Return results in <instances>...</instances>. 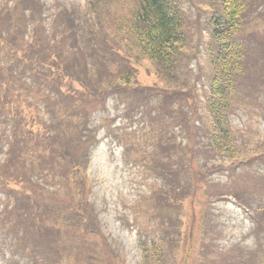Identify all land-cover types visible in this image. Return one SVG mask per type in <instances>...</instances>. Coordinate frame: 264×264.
I'll return each instance as SVG.
<instances>
[{
    "label": "rangeland",
    "instance_id": "374dc122",
    "mask_svg": "<svg viewBox=\"0 0 264 264\" xmlns=\"http://www.w3.org/2000/svg\"><path fill=\"white\" fill-rule=\"evenodd\" d=\"M4 1L0 0V8L3 7L0 70L10 83H13L11 73L18 78L17 82L26 79L28 85L32 84L24 96L25 104H33L27 101L35 98L38 87L47 85L52 75L48 65L38 61L33 62L32 69L27 67L29 73L25 76L18 67L9 71L10 64L18 59L15 51L25 35V42L30 43L35 42L36 33L42 32L45 46L51 43L54 26L51 18L61 21L60 11L68 8V11L75 9L73 20L68 22L71 27L74 22L88 28L95 24L109 25L103 31L107 34L105 38L112 41L109 30L113 18L121 16L126 6L128 9L131 6L121 0H100L95 8H90L92 0H40L12 12ZM184 2L185 9H194L193 4L188 2L186 7L187 0ZM246 4L247 21L241 35L239 32V39L246 45L242 51L247 64L245 70L242 68L243 78L238 82V93L229 115L235 161L222 155L211 157L209 132L214 119L209 112L208 92L213 71L201 46L204 42L206 48L211 34H198L195 30L188 43L191 56L196 55V64H192L195 71L192 75H179V81L189 83L193 90L191 99L195 96L185 103L191 118L190 134L178 130L176 125L180 121L176 123L175 118H184V115L172 111L171 107L166 106L163 116H151L147 112L145 117L136 114L133 118L136 110H151L156 99L126 88L119 97L108 93L101 101H82V114L68 128H61V132L65 130L62 138L65 146L60 163L51 156L54 168L49 169L48 161L40 163L43 156L36 160V153L30 159L33 163L26 164L21 156L4 165L3 152L9 148V142L6 135L0 136V173L4 174L7 169L10 175H4V179L12 184L0 185V264H27L28 259L33 260L31 264H37L36 258L39 264H44L48 257L55 259L56 256L63 264H143L142 243L148 240V234L162 248L170 245L174 249L179 242L183 244L182 249H177L178 245L169 258L163 256L160 249L158 254L163 260L150 257L151 264H195V257L196 261L202 257L201 260L215 259L220 264H264V35L260 32V28L264 30V15H259L263 12L264 0H246ZM199 8L207 14L201 19L206 25L211 12L207 5L201 4ZM95 9L97 11L91 12ZM53 10L57 15L54 16ZM194 19L198 20L197 13ZM201 32L206 31L201 29ZM118 37L128 41L124 33ZM124 41L117 38L114 43L105 41L104 44L114 57L110 65L115 76L112 80L134 67L136 74L132 84L163 94L167 88L158 81L152 64L141 61L134 47H123ZM58 51L59 63H74L64 51ZM78 56L82 57V63L76 69L89 67L90 63L82 55H75ZM47 90L45 88L40 96L46 95ZM4 96L0 93V98ZM0 106L3 112L0 126L5 122L0 131L2 128L6 133L15 130L21 136L23 127L17 123L18 120L23 123L21 114L11 115L7 113L11 106ZM39 118L41 122V112ZM31 119L35 123V117ZM157 129H162L163 141L175 148L162 156L159 164L145 157L153 149L150 143L155 145L156 138L160 139ZM41 139L39 136L37 145L43 143ZM59 151L61 148L57 154ZM255 158H259L260 163L251 167L245 165ZM39 163L41 167L37 166ZM56 163L61 165L58 171ZM214 164L222 170L216 171ZM52 172L64 178L55 181ZM17 201L22 202L18 220L13 216L16 213L4 214V208L8 209V205ZM37 216H45L47 223H37ZM89 216L95 218L92 226ZM215 222L217 225L211 230ZM26 228L30 230L25 232ZM45 232L55 243L42 247ZM191 245L196 252L188 256L187 246Z\"/></svg>",
    "mask_w": 264,
    "mask_h": 264
},
{
    "label": "trees",
    "instance_id": "16d2710c",
    "mask_svg": "<svg viewBox=\"0 0 264 264\" xmlns=\"http://www.w3.org/2000/svg\"><path fill=\"white\" fill-rule=\"evenodd\" d=\"M99 1L100 0H93L90 4V8H95L94 6H96ZM121 1L126 3L129 2L131 6L129 9V6H126L127 9L121 16L113 18V25L109 30L111 38L113 39L112 41L105 38L107 37V34H104L103 31L105 29L104 27L107 28L109 25L104 26L101 24H95V27L88 28L86 25L77 23L79 27L75 28L76 33L73 35L72 47H80L81 41L90 39L88 40V49L85 48L86 53L76 52L72 57L71 53L69 54V59L71 62H74L71 65H64L63 63L58 62V54L60 51H58L59 46L56 35H54L55 44L48 43L46 47L42 46L41 51V48L36 45V50L34 52L40 51L38 53V60L47 56L44 61L50 60L48 64L52 67V73L54 72L59 75L57 81L64 78L61 82L64 84L57 85L58 83H56L38 87V91L35 94L37 100L32 99L27 101H32L33 104L25 101L28 105L34 106L29 107L23 100L24 96L27 94L24 93V89L28 86H32V84L28 85L26 79H21L17 82L18 78L11 75V73L10 77L13 80V83H9V81L6 80V75L0 70L1 92H4L5 96H11L12 94L15 96L12 100L2 99L0 103L8 106L11 105V107L7 109V113L11 115L21 114L20 119L23 120L22 123L20 120L16 119L18 120V125L23 127V134L21 136L19 134L17 136L15 131H9L10 133L7 137V141L10 138L9 149L5 153L6 166H8L13 160H18L21 156L24 157V162H26V164L29 162L33 163L34 160L30 159H33L34 156L38 154L36 160H40L43 156L40 163L48 161V165H50L49 169L54 168V163H51V156L57 159V162L60 163L59 159H62L60 158L61 152L64 151L62 150V147L65 146L62 144L65 130L61 132V128H68L69 125L73 123L74 119L82 114V101L90 100V102H93L94 99L101 101L108 93H111L114 97H119L121 95L120 92L126 90V88L130 91H138L147 94L148 96H146V98L151 96V98L156 99L155 105L151 110H136L133 114V118L136 117V114L145 117L147 112L150 113L151 116H159L165 113L166 106L167 108L171 107L172 111L183 113L184 115V118H175L176 123L180 121L176 125L178 130L190 134L189 122L191 118L190 114L188 115L187 108H185V103H188L189 100L195 99V96L193 95L191 99L193 90L188 86L189 83L179 81V75L182 73L191 75V72L188 71L190 70L189 59L194 58L196 55L191 56L192 53L189 52L191 47H188L190 46L188 43L190 37L194 36V34L191 33H195V30H198L197 33L200 34L202 33L201 29H205V31L208 29L211 34L210 40L212 42L210 43V47H208V52L211 56L214 54V57L212 56L211 60L213 67L216 68V73L211 82V90L208 92L209 112L214 119V125L210 128L209 132L210 144L208 146L210 147V152L212 154L211 157L216 154L218 157L222 155L229 160L235 161L233 134L229 122V115L235 104L233 97L237 89V83L240 76H242V64H247L243 60V55L241 54V48H243V46L238 45L241 44L238 40L239 32L241 31L240 34H242L244 29L241 28L247 21L246 0H187L186 7L189 2L191 5L193 4L194 9H185V0ZM201 4L207 5L211 12V18H209V22L206 23V25L201 22L202 17L207 16V14L199 8L201 7ZM19 7L14 6L11 11L16 12L20 9ZM74 11L75 9L68 11V20L74 16L72 15ZM95 11H97V9L92 10L91 12ZM196 13L198 20L194 19ZM261 14L264 15V6L263 12H259V15ZM114 26L115 29L112 28ZM260 32L264 35L263 28H260ZM120 33H124L129 42L118 37V34ZM67 38L68 37H64L62 43H64ZM117 38L121 42L125 40L124 42H126V44L122 45L123 47H134L136 53L141 56V61L147 60L152 64L157 72L158 81L164 84L167 88L163 94L145 88L140 89L135 84H132L131 81L133 75L136 74L134 71L136 69L134 67L132 68L133 70L130 69L124 75L121 74V76L112 80L115 76L110 65H112L111 60L114 61V57L111 52L112 50L109 51L110 48H106L107 45L104 47V44L105 41L107 43H114V40ZM28 52L30 51L28 50L23 53L27 54ZM119 53L122 54L121 49ZM75 55H82L83 59L86 60L87 63H90L89 67L86 68L85 66L80 70L76 69L77 65L82 63V57H75ZM33 62L34 61H30L28 64L25 57H20L16 62L11 63L8 69L9 71H13L17 67L21 68L20 72L23 73L21 75L25 76V73L28 72L27 67L30 69L34 67ZM123 66H125V64H123ZM14 80H16V82H14ZM45 88L48 89L47 94L40 96ZM252 94L253 90L250 91L249 95L251 96ZM241 95H244L243 98H246L244 92H242ZM253 97H255V94ZM132 103H129L130 107H132ZM122 104L120 106H122ZM127 107L129 106L127 105ZM153 108H155L154 114L152 113ZM39 110L42 113L41 122L39 118ZM0 114H3L1 110ZM57 115H59V117H57ZM33 117H35V123L32 122L31 118ZM137 119L140 120V118ZM4 123L5 122H2L1 124ZM190 127H192V125ZM157 130L160 139L158 140L156 138L155 145L150 143L151 148L153 149L145 157L151 158L150 161L154 159V162L159 164V160H161L160 158L162 156L164 158L175 148L171 143L163 141V135L161 134V132H163L162 129ZM39 136L42 138L41 140L43 143L37 145ZM55 145H58V149L61 148V151H59L58 154L56 152L58 149H55ZM30 150L32 151L30 152ZM44 157H47L48 160H45ZM40 163L37 165L38 167H41ZM58 163H56L55 167L57 171L61 166ZM214 166L217 167L215 168L216 171L221 169L219 166H216V164H214ZM3 175H10L8 174L7 169L4 170ZM57 176H59L57 172L56 174H52L55 181L58 179L61 181V178L63 179V177L58 178ZM30 195L31 193H28V196ZM162 198L166 199L164 196ZM21 203L22 202L17 201L13 206L8 205L9 210L5 207L4 213L6 215L13 213L19 214ZM42 221L43 220H41V223ZM256 222L257 223L255 224L258 227L260 225V220L257 218ZM216 225L215 222L211 230L215 229ZM30 228H27L26 232H28ZM47 234L48 232L43 233V235ZM38 240L40 241L42 238L39 236ZM50 242L55 243L54 238L47 235L41 241V246L43 247ZM155 242V238L154 240L152 238L149 240L148 238L147 241H143V264H151L153 261H151L150 257L162 261L163 258L158 254L160 249L162 255L169 258L170 256H173V250L177 248L178 245L177 249H182L183 247V244L179 242L174 249L170 248V245L169 247L166 246L165 248H162L161 246H157ZM195 252L196 248L192 245L187 246L186 255L192 256ZM201 259L196 261L195 257V264H220L215 259ZM28 260L29 262H26L27 264H31L30 262L33 261L31 259ZM35 263L39 264L37 258L35 259ZM44 264H63V262H61L60 258L56 256L55 259L48 257L47 262Z\"/></svg>",
    "mask_w": 264,
    "mask_h": 264
}]
</instances>
